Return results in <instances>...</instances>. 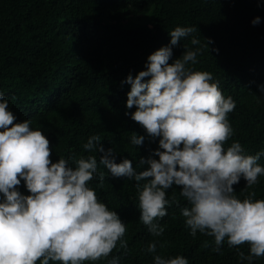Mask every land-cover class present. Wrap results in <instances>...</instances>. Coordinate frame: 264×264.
I'll return each mask as SVG.
<instances>
[{"label":"trees","instance_id":"1","mask_svg":"<svg viewBox=\"0 0 264 264\" xmlns=\"http://www.w3.org/2000/svg\"><path fill=\"white\" fill-rule=\"evenodd\" d=\"M257 17L259 23L253 25ZM177 26L198 30L172 47L169 63L186 49L202 48L197 63L187 67L212 73L225 98L231 96L236 103L228 114L234 134L225 150L238 141L244 155L264 152V0H0V92L16 123L31 119V127L50 141L53 163L64 158L75 168L76 160L90 155L99 162L103 153L83 148L98 135L105 151L113 149L116 163L129 159L139 173L148 167L140 165L141 158L159 159L153 153L160 138L148 136L131 119L136 107L126 106L131 85L124 81L129 74L135 78L146 71L148 56L170 46L169 33ZM193 37L201 43L192 45ZM133 133L144 137L142 145L131 143ZM258 164L264 167V155ZM258 179L245 190L241 178L233 186L237 198L243 201L254 191V200L264 199V176ZM136 183L113 177L98 163L88 186L126 224L123 240L128 248L118 242L107 258L83 264H110L113 259L118 264H155L156 255L183 256L188 264H248L238 255L249 254L247 244L230 248L225 241L217 252L214 237L199 232L192 237L181 215L189 205L175 185L167 198L175 195L177 202L154 221L164 233L153 236L139 219ZM18 191L30 194L23 180ZM154 241L156 252L150 253L147 248ZM252 264H264V256Z\"/></svg>","mask_w":264,"mask_h":264},{"label":"clouds","instance_id":"2","mask_svg":"<svg viewBox=\"0 0 264 264\" xmlns=\"http://www.w3.org/2000/svg\"><path fill=\"white\" fill-rule=\"evenodd\" d=\"M252 23L258 24L259 17ZM197 30L196 26L175 27L169 33L170 46L149 55L146 71L135 78L129 74L124 81L131 85L126 106L136 107L131 119L148 136L160 138L159 149L153 153L159 159L141 158L140 165L148 167L139 173L129 159L116 163L113 149L105 151L98 135L91 136L83 148L103 153L99 162L90 155L76 160L75 168L64 158L53 163L50 141L31 127V119L16 123L0 92V264H83L107 258L118 242L127 251L126 224L88 186L98 163L113 177L137 182L139 219L153 236L164 233V227L154 221L165 217L167 207L177 202L175 195L171 201L167 198V190L175 185L188 202L181 215L193 238L197 232L214 237L217 252L225 241L230 248L247 244L249 254L238 255L248 264L264 256V199L254 200L253 191L241 201L233 187L241 178L246 181L245 190L259 182L264 167L258 160L264 152L244 155L238 141L225 150L234 134L228 114L236 103L231 96L225 98L212 73L187 67L197 63L202 48H185L180 58L169 63L172 47ZM200 43L191 39L192 45ZM204 47L208 49L206 43ZM260 90L264 92V85ZM143 142V136L133 133V145ZM99 175L102 184L104 174ZM21 180L29 195L18 191ZM156 248L154 241L147 251L154 253ZM154 261L188 264L183 256L156 255Z\"/></svg>","mask_w":264,"mask_h":264}]
</instances>
